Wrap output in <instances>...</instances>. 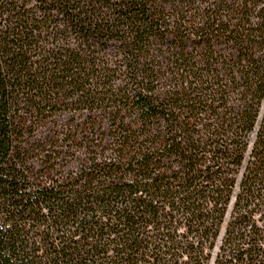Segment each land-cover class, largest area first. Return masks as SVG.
Returning a JSON list of instances; mask_svg holds the SVG:
<instances>
[{
    "label": "trees",
    "instance_id": "obj_1",
    "mask_svg": "<svg viewBox=\"0 0 264 264\" xmlns=\"http://www.w3.org/2000/svg\"><path fill=\"white\" fill-rule=\"evenodd\" d=\"M0 264H264V0H0Z\"/></svg>",
    "mask_w": 264,
    "mask_h": 264
}]
</instances>
